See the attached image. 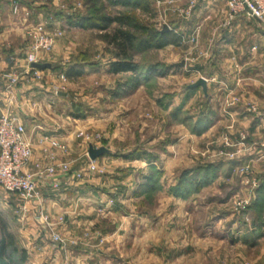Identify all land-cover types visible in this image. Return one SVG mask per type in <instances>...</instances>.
<instances>
[{
  "label": "rangeland",
  "instance_id": "1",
  "mask_svg": "<svg viewBox=\"0 0 264 264\" xmlns=\"http://www.w3.org/2000/svg\"><path fill=\"white\" fill-rule=\"evenodd\" d=\"M40 1L49 4L37 6ZM135 1H12L18 2L20 12L12 8L3 19L15 34L7 44L19 55L32 44L31 29L43 24L46 32L55 34L48 52L55 67H104L116 59L117 51L103 36L119 25L96 31L71 27L64 20L86 12L99 17L122 14L129 17L126 29L136 37L139 71L156 66L163 74L151 75L124 94H118L126 80L123 73L112 78L96 69L60 83L57 90L66 96L61 109L80 115L72 117L79 121L72 120L68 160L89 182L73 183L72 188L87 185L93 202L74 200L68 203L77 205L72 214L50 222L40 219L35 208L30 215L21 214L18 206L23 203L0 188V240L5 233L6 239L14 237L19 249L28 248L24 261L16 253L15 264L35 261L36 252L30 248L37 241L51 244V264H264V87L257 84L264 42L254 41L256 23L252 21L249 35L242 39L246 57L218 50L222 48H217L216 39L224 28L218 23L196 26L201 32L187 33L190 43L182 39L179 46L146 49L150 32L160 33L165 25L183 37L186 31L176 32L178 24L183 20L186 30L192 1L196 7L204 0H143L148 11L136 7ZM212 2L226 7L227 19L226 0ZM214 29L216 38L210 33ZM256 46L254 56L249 51ZM16 59L8 57V75L21 70L11 64ZM213 76L218 85L207 93L190 88L200 78ZM36 86L25 78L6 90L9 101L2 111L18 113L30 133L32 121L58 113L44 101L26 98ZM17 89L23 98L16 97ZM79 133L100 138L90 144ZM90 145L110 150L95 160L93 173L86 169ZM34 224L46 229L40 226L38 232ZM246 240L255 245L244 247ZM42 254L39 261H49Z\"/></svg>",
  "mask_w": 264,
  "mask_h": 264
},
{
  "label": "crops",
  "instance_id": "2",
  "mask_svg": "<svg viewBox=\"0 0 264 264\" xmlns=\"http://www.w3.org/2000/svg\"><path fill=\"white\" fill-rule=\"evenodd\" d=\"M12 1L13 0H0V115L3 111V108L8 104L7 101H9L8 100L9 96H8V93L6 92V84H7L6 74L9 71V67L7 63L8 57L17 55V59L14 61V63L11 62V64L19 69L25 66V63L23 59L20 57V55L16 51H13V49L7 44L9 40H11L15 36V34L9 32V28H7L8 25L6 21L3 19L5 15H7L8 11L9 10L11 11V9L13 8ZM46 4L48 5L49 3H42L40 1L37 6L43 7V6H46ZM218 5L219 4H216V3L214 4L212 0H204L202 3L200 4L198 3L197 6L193 9L192 14L190 15V18H189L190 23L187 24L188 28L186 30L184 29L183 20H181V22L177 26L176 32L180 31L183 34V32L186 31L184 32L186 36L183 35L182 39L183 41L185 40V42L188 41L187 43H190L191 39L189 38V36H187V33L192 35L193 33L195 34L199 32L200 34L201 32V31H198V29H196V26H202V25L210 26V24H214V23L215 24L212 26H215L216 23H218L217 24L218 26L220 27L224 26L223 29H220L222 33L220 34L219 32V36L216 39V41L218 40L217 41L218 43L215 41L217 44L216 45L217 48H222L218 50H228L230 52L229 55L231 57H246L248 53L245 50L244 46L242 45V39L245 38L247 35H249L248 30L249 28L250 29L252 28V21H254L256 23V26L254 27L255 30H253L254 34H252L254 41L258 42L257 40L259 39L260 40L259 42H264V31L262 29L264 25L263 21L259 19L248 18L245 16H239L237 19H235L231 23H227L226 16H224V13L226 12V7H222ZM217 16H224V17L217 18ZM64 21L68 24L67 20H64ZM210 33L211 35H213L214 38H216L218 29L217 30L214 29ZM9 48H11L10 51L8 50ZM256 49H257V46L256 48H253L251 51H249L250 54H254L255 56L257 54L255 51ZM262 51H263V48H262ZM51 58H53V56H51V53H43L41 55L42 63H49L52 65V67L42 71L43 79L38 82L35 81L37 83V86L35 87L33 92L29 91V94L26 96V98H30V100L32 99V100L44 101L47 105H49L50 107H53V109L58 111V113H55L56 115H51L49 118L45 119L47 121L45 120L44 121L41 120V122L32 121L34 122L33 125L29 122L30 125L34 128V130L31 133L29 132V129L27 128L29 136L31 137L33 141V150H34L33 162L40 161L46 164L50 162V159L47 153L44 152L45 150L48 149L51 152H54L58 161H70L68 160L70 149L68 148V151L66 153H63L59 150H54L52 149V145L50 144L49 141H46L43 143L40 142L41 136L49 135L53 139H57L66 144L68 143L71 144L73 142V140L71 139L72 138V131H71L72 124L74 123L77 124V122L79 121V120H76V118L72 119V117H75V116L72 115L71 111H68L66 113L65 110L61 109V107L64 106V100L66 99V96H63L61 94L62 92L57 90L60 83L64 82L61 79L62 74L66 75L67 80L71 79L66 74L69 67H62V68L55 67L54 63L51 62ZM109 68H110V62L106 63L104 67L101 66L95 69L84 68L83 73H86V74H91L93 72L96 73L95 70L97 69L100 73H103V72H105L106 74L108 73L110 77L112 78L113 77L115 78L116 76H120L119 74L109 73ZM10 69L13 70L15 68L12 67ZM258 71L259 73L257 72V80L259 78V80H261V83H259L258 81L257 84L259 85L261 84L260 86L264 87V81H263L264 80V67H262ZM124 76H126V74H124ZM207 80H208V88L210 89L213 84H214L213 85L214 87L218 85V83H216L217 81H216L215 76ZM15 92H16L17 98H23L21 96L22 93L20 92V89H17ZM213 104H214V100H213ZM60 110H62V112ZM14 113L16 112L14 111ZM89 119L90 118H88L87 120ZM22 120L26 121L23 118ZM72 120L74 121V123ZM85 180H84L85 184L86 183L88 184L89 182H86ZM75 185L73 184L69 187L68 186L63 187L60 191L54 190L49 185L43 186L42 193L44 197L45 211H46V215L48 219L50 220V222H51V218H54L57 216L66 217L69 214H72V212H74V210L77 208V205L75 207L72 204L71 206H69L68 203L74 200L78 202H81V201L88 202L90 200V202H93L94 194L92 192H90L91 194L88 193L89 190H87L88 189L87 185H86L87 189H81V187L72 188V186H75ZM14 197L16 199H19L23 203V201L20 198H18L15 195ZM19 206H18L19 212L21 214H25L23 213L22 210H20V208H22L23 205H19ZM91 206H92L91 208H94L93 204ZM29 209H30L29 212H27L28 215H30L31 213H34L33 211L35 210L32 206L29 207ZM40 226L39 225L37 226L34 224L33 229H35L38 232L41 227L43 228V230L46 229L45 226H41V227ZM35 244L36 245L34 247L30 248V250L32 249L36 252V255H34L35 257L32 258L33 260H35V261H32V264H51V244L50 245L45 244V242H41V241H37L35 242ZM243 244H244V247H247L248 245H255L254 242H252L251 240L250 241L246 240V242H243ZM21 248L28 249L27 247H23V246ZM40 250H43V252H40ZM38 252L41 254L43 253L42 255L46 253L47 258H49V261H39L40 257H43V256H39Z\"/></svg>",
  "mask_w": 264,
  "mask_h": 264
},
{
  "label": "built area",
  "instance_id": "3",
  "mask_svg": "<svg viewBox=\"0 0 264 264\" xmlns=\"http://www.w3.org/2000/svg\"><path fill=\"white\" fill-rule=\"evenodd\" d=\"M59 3L61 0H57ZM228 6L227 23H231L239 16L248 18L264 19V0H226ZM192 1V11L195 8ZM188 11V14H190ZM13 12H20L18 2L13 4ZM72 16V15H69ZM43 24H38L29 32L32 41L28 51L20 55L25 66L13 72L15 75H8L6 90H11L19 84V81L27 78L29 81L38 82L43 79L42 71L32 69L31 64L40 62L41 55L48 53L55 45V34L48 33ZM14 63V61H12ZM24 77V78H23ZM63 81L67 80L65 74L61 75ZM79 138L84 141H97L99 135H86L79 133ZM49 141L52 149L63 153L68 151V145L49 135H42L40 142ZM50 162H33L34 150L33 141L29 136L27 127L21 116L17 113L6 111L0 115V188L6 193L13 194L23 201L20 210L23 213L29 212V207L38 211L39 218H48L45 211L44 197L42 188L44 185L51 186L54 190H61L63 187L71 186L86 178L83 170L73 171L71 162L58 161L54 152L45 150ZM86 169L89 173L96 171L95 161L90 160ZM55 239H58L56 236Z\"/></svg>",
  "mask_w": 264,
  "mask_h": 264
},
{
  "label": "trees",
  "instance_id": "4",
  "mask_svg": "<svg viewBox=\"0 0 264 264\" xmlns=\"http://www.w3.org/2000/svg\"><path fill=\"white\" fill-rule=\"evenodd\" d=\"M22 1V0H19ZM112 3L123 4L127 3V0H109ZM136 7H141L143 11L149 10V4L147 1L137 0L134 2ZM68 24L71 27L89 28L107 30L112 24L119 25L111 33H106L103 37L106 42L116 48V59L110 62L109 73L111 74H126V80L120 83L119 93H128L133 90L137 85L145 80L150 79L151 75L156 73L163 74L162 71L157 70L156 66H152L142 73L139 71V65L135 61L136 51L135 41L136 37L126 27L130 24V19L126 15L119 16H96L93 12H86L84 14H78L74 17H67ZM182 42V37L173 35L170 31L156 32L151 31L146 41H144V47L146 49H160L169 45L179 46ZM84 66L78 63L69 67L66 72L69 78L80 76L84 72ZM76 118H80V115H75ZM149 178H147V181ZM10 234V233H8ZM4 233L0 240V264H15V255L19 254V261L26 260V252L24 249H19L17 242L12 235L6 239Z\"/></svg>",
  "mask_w": 264,
  "mask_h": 264
},
{
  "label": "water",
  "instance_id": "5",
  "mask_svg": "<svg viewBox=\"0 0 264 264\" xmlns=\"http://www.w3.org/2000/svg\"><path fill=\"white\" fill-rule=\"evenodd\" d=\"M167 31H169V28L165 25L164 32H167ZM30 66H31L32 69H36V70H39V71H44V70L52 67V65L49 64V63H40V62L32 63ZM182 66H183V63H182ZM190 88L191 89L202 88L203 91L205 93H207L208 80L206 78H200L198 81H196L195 83L191 84ZM61 94L63 96H65L64 93H61ZM109 153H110V150L107 147H105V146L95 147L93 145H90L89 149H88V156H89L90 160H93V161H95L98 158H100V157H102L104 155H107Z\"/></svg>",
  "mask_w": 264,
  "mask_h": 264
}]
</instances>
